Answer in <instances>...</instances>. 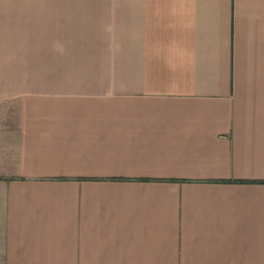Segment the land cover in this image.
I'll return each mask as SVG.
<instances>
[{"label": "crops", "instance_id": "0c3cea01", "mask_svg": "<svg viewBox=\"0 0 264 264\" xmlns=\"http://www.w3.org/2000/svg\"><path fill=\"white\" fill-rule=\"evenodd\" d=\"M0 264H264V0H0Z\"/></svg>", "mask_w": 264, "mask_h": 264}]
</instances>
